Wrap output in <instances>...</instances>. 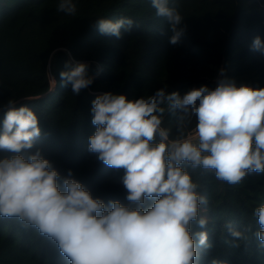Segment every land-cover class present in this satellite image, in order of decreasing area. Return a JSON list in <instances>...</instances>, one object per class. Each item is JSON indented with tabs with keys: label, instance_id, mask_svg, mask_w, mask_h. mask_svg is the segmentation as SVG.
Returning a JSON list of instances; mask_svg holds the SVG:
<instances>
[{
	"label": "clouds",
	"instance_id": "1",
	"mask_svg": "<svg viewBox=\"0 0 264 264\" xmlns=\"http://www.w3.org/2000/svg\"><path fill=\"white\" fill-rule=\"evenodd\" d=\"M176 45L185 34L179 0H151ZM57 12L75 16L73 0H59ZM131 18H98L101 35L122 38ZM251 50L264 56V39ZM61 83L78 96L93 83L89 65L69 59ZM215 87L202 85L183 96L165 88L129 100L105 92L92 101L95 132L88 151L104 165L123 170L127 204L93 198L82 183L62 179L37 149L38 117L26 104L9 99L0 106V219H14L25 230L55 243L69 264H198V248L209 249L207 197L193 179L200 169L230 186L251 173H264V87L237 85L219 70ZM174 119L175 133L164 126ZM193 121L195 123L193 124ZM152 203L146 206V202ZM253 233L264 249V204L253 212ZM194 225L196 229L194 230ZM231 246L246 241V231L229 227ZM211 264H222L213 258Z\"/></svg>",
	"mask_w": 264,
	"mask_h": 264
},
{
	"label": "trees",
	"instance_id": "2",
	"mask_svg": "<svg viewBox=\"0 0 264 264\" xmlns=\"http://www.w3.org/2000/svg\"><path fill=\"white\" fill-rule=\"evenodd\" d=\"M75 16L57 12L59 0H0V106L9 99L26 104L38 117L37 149L60 173L72 177L93 198L127 204L123 170L104 165L88 151L94 134L92 101L105 92L129 100L165 88L181 96L193 88L215 87L221 68L237 85L264 87V56L251 50L264 39V0H179L185 34L169 43L167 22L155 16L151 0H73ZM131 18L122 38L101 35L95 20ZM69 59L89 65L93 83L78 96L63 85L59 73ZM54 82H52V79ZM4 112L0 111V121ZM195 121H193V124ZM164 126L175 133L174 119ZM12 154L0 150V158ZM193 179L207 197L211 248H198V264H264V249L253 233L254 209L264 204V173H251L238 185L196 170ZM152 202L147 201L146 206ZM229 227L245 232L246 241L232 247ZM194 230H199L195 228ZM0 264H69L54 242L25 231L14 219H0Z\"/></svg>",
	"mask_w": 264,
	"mask_h": 264
},
{
	"label": "rangeland",
	"instance_id": "3",
	"mask_svg": "<svg viewBox=\"0 0 264 264\" xmlns=\"http://www.w3.org/2000/svg\"><path fill=\"white\" fill-rule=\"evenodd\" d=\"M50 77H51V79H52V82H54V79H53V77H52V74H50Z\"/></svg>",
	"mask_w": 264,
	"mask_h": 264
}]
</instances>
